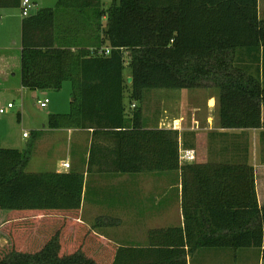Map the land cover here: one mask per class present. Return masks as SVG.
<instances>
[{"label": "trees", "instance_id": "obj_1", "mask_svg": "<svg viewBox=\"0 0 264 264\" xmlns=\"http://www.w3.org/2000/svg\"><path fill=\"white\" fill-rule=\"evenodd\" d=\"M21 46L22 86L72 84L70 110L49 114L47 125L92 129L86 171H179L184 224L150 230L147 246H112L78 220L82 172L27 171L31 142L0 147V211L33 216L38 237L33 249L0 247V264H187L197 247H254L264 262L253 166L181 164L178 131L148 127L138 105L152 89L212 87L221 128L261 127L258 0H112L106 8L101 0H56L22 19Z\"/></svg>", "mask_w": 264, "mask_h": 264}, {"label": "crops", "instance_id": "obj_2", "mask_svg": "<svg viewBox=\"0 0 264 264\" xmlns=\"http://www.w3.org/2000/svg\"><path fill=\"white\" fill-rule=\"evenodd\" d=\"M20 1L0 0L1 23L10 18L14 21L17 20L18 15L13 9L15 7L20 8ZM35 3L36 8L49 7L37 6V2ZM19 22L21 26L22 19ZM1 81L6 83L9 82V79H2L0 83ZM15 82L14 86L5 84L7 85L6 89L15 90L24 100L30 91L22 86L19 80ZM195 89L200 90L202 88ZM183 90L188 96L191 89H176L171 92L168 89L148 90L149 93L152 91L159 92L157 94H162L164 100L166 96L173 97L172 100L177 115L174 114L175 116L171 118L164 107L155 117L145 118L146 121L153 122V124H147V126L177 130L179 134V151H192L194 155L198 152L195 162H206L207 157L205 155H209L210 161H246L251 164L254 169L257 201L260 206L264 205V105L261 108V127L221 128L218 124L217 94H210L207 98L208 106L205 114L208 126L202 125L197 116L191 125H187L181 123L183 119L182 111L184 112L187 106V103L180 99ZM199 96L201 99V93ZM39 100H43V98L37 97V103ZM193 108V111L196 112L202 106L197 105ZM170 120L173 126H170ZM166 122L167 124L164 125ZM36 129L30 142L33 145L40 138L45 142L46 152L54 148L64 149L65 144H63V141H66L68 154L57 160L55 164L57 166L53 170L39 172H61L71 168L83 173V191L78 220L91 229L95 235L107 240L115 247H141L148 245L147 237L150 230L161 229L163 231L168 227L184 224L179 171H152L132 174L87 172V158L92 141L91 128H51L47 123H43L41 128ZM23 137L28 136L23 135ZM96 139L98 140V138ZM79 141H83V144H81L83 151L80 153L81 158L77 155L73 157L71 154L74 142ZM190 160L184 162H194L195 156L192 161ZM62 161L69 162L71 167L62 169ZM171 175H173L174 183L170 181ZM152 178L155 179L150 182ZM150 185L157 188L162 187V194L158 196L159 193L152 192ZM172 190H177V192L175 191L172 195ZM175 195L176 200L172 199ZM172 212L175 215L173 220L171 218ZM151 219H158L157 221L161 222L155 225L149 221ZM162 231L158 230L157 234L162 236L163 240L165 233ZM185 249L187 251V247ZM186 260L187 264H264L259 249L254 247L237 249L233 247H197L186 252Z\"/></svg>", "mask_w": 264, "mask_h": 264}, {"label": "rangeland", "instance_id": "obj_3", "mask_svg": "<svg viewBox=\"0 0 264 264\" xmlns=\"http://www.w3.org/2000/svg\"><path fill=\"white\" fill-rule=\"evenodd\" d=\"M31 1L37 2V6L44 5L54 7L56 4V0ZM111 1L112 0H101L102 6L105 8L108 7L111 4ZM13 10H15L18 15L17 20L14 21V19L10 18L4 21V23H1L2 20H0V80L9 79V82L4 83L3 81H1L0 83V107L5 106L8 101H11V103L14 104L13 108H11L9 111L5 113H0V147H11L23 150L33 139L37 130L36 128H41L43 123H47V118L49 114L65 113L70 110V101L72 99V84L69 81H64L61 85V88L58 90H29L30 92H28L29 94L24 100L21 99V97L15 90L6 89L7 85L14 86V84H16L15 81H20L21 26L19 25V21L24 17L21 16L20 8L18 9V7H15ZM34 10H32L29 14L33 13ZM263 10L264 0H258L259 15L263 13ZM128 71L129 68L125 66L124 73L127 74ZM173 90L176 89H168L169 92ZM148 93L149 92H145L144 101L138 104L142 109V115L144 118L150 119L155 117L158 113L162 111L164 107L167 109L168 115L171 116V118L172 116H175L174 114L177 115V111L174 108V102L172 100L174 99L173 97L166 96L164 100L162 94H157L159 92L152 91L149 93V95ZM182 93L183 94H181L180 99L183 100L184 103L186 102L187 106L184 111L185 113L182 111L183 119L181 120V123L191 125V123H193L194 118L197 116L200 119V123H202V125L208 126L205 116V114L207 113L206 108L208 106L207 98L210 94L216 93V90L212 87H202V89L200 90H189L188 96L185 94L184 90ZM200 93L201 99L199 96ZM37 97H41L43 99L47 98V107H40L37 103ZM125 101L128 106L127 98ZM135 104L137 106V103ZM197 105L202 106V108L199 111L194 112L193 107ZM127 108L131 110L135 107ZM146 123L153 124L152 121H146ZM165 124H167V122L164 123V125ZM170 126H173L172 121L170 123ZM24 132L28 134V137H23ZM39 139L40 138H38V141L34 142L32 145L30 161L26 167L27 171L39 172L45 170H53L57 166L55 165L57 160H59V158L65 157V155L68 154L66 151V141H63V144H65L64 149L59 150L57 148H54L46 152L45 142ZM74 143L75 144L72 148L73 151L71 152V154L73 157L76 155L80 157V153L83 152L81 145L83 144V141ZM181 153L184 152L179 151L180 163L183 164L185 163V160H182L180 158ZM197 153L198 152H196V155H194L192 151L188 152L187 154L189 160L191 159L190 161H192L193 157L195 156V162L198 156ZM205 157H207L206 161H210L209 155H205ZM106 173L107 172H104V174ZM154 179L155 178H152L150 182H153ZM170 181L171 183L173 182V175L170 176ZM150 187L153 190L152 192L159 193L158 196L162 194V187L157 188L151 185ZM175 191L177 192V190H172V195H174ZM172 199L176 200V195ZM2 211L3 213L0 211V247H9L11 241H14L16 245H18L19 248H21L22 250L35 248L36 246L34 245L37 243L38 237L36 236L35 231L32 228L33 216L18 215L8 217L6 214L7 212H9V210ZM174 216L175 215L172 212V220ZM157 220L158 219H151L149 221L157 225L158 222H161ZM111 245L113 246V244Z\"/></svg>", "mask_w": 264, "mask_h": 264}, {"label": "built area", "instance_id": "obj_4", "mask_svg": "<svg viewBox=\"0 0 264 264\" xmlns=\"http://www.w3.org/2000/svg\"><path fill=\"white\" fill-rule=\"evenodd\" d=\"M36 9V3L31 1V0H21L20 1V10H21V15L23 17L29 15V13ZM108 51V49H106V52ZM48 102V99L45 98L43 100H39L38 101V104L40 107H45L46 104ZM13 106V103L11 102H8L5 106L3 107H0V113H4L6 112L9 108H11ZM134 106V104H132V107ZM24 136H27L28 134L26 132L23 133ZM188 151H184L183 154L180 155V158H183L185 160H188L189 157H188ZM61 167L64 168V169H68L70 167V164L69 162L67 161H62L61 162Z\"/></svg>", "mask_w": 264, "mask_h": 264}, {"label": "water", "instance_id": "obj_5", "mask_svg": "<svg viewBox=\"0 0 264 264\" xmlns=\"http://www.w3.org/2000/svg\"><path fill=\"white\" fill-rule=\"evenodd\" d=\"M127 81L130 82V81H131V77H128V78H127Z\"/></svg>", "mask_w": 264, "mask_h": 264}]
</instances>
